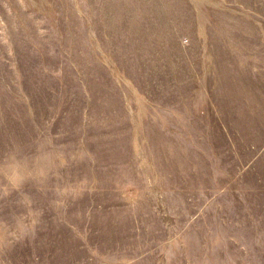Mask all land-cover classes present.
I'll return each instance as SVG.
<instances>
[{"label": "rangeland", "instance_id": "1", "mask_svg": "<svg viewBox=\"0 0 264 264\" xmlns=\"http://www.w3.org/2000/svg\"><path fill=\"white\" fill-rule=\"evenodd\" d=\"M0 264H264V0H0Z\"/></svg>", "mask_w": 264, "mask_h": 264}]
</instances>
